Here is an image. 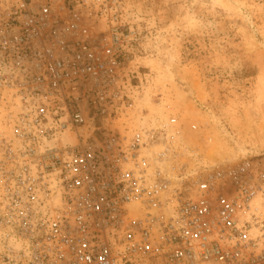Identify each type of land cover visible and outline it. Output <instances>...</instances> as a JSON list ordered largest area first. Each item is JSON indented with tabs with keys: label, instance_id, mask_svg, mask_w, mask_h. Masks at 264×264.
Segmentation results:
<instances>
[{
	"label": "built area",
	"instance_id": "obj_1",
	"mask_svg": "<svg viewBox=\"0 0 264 264\" xmlns=\"http://www.w3.org/2000/svg\"><path fill=\"white\" fill-rule=\"evenodd\" d=\"M52 1L0 0V95L17 99L0 136V264H264V174L188 168L170 124L97 140L89 111L120 105L121 7L100 2L94 48Z\"/></svg>",
	"mask_w": 264,
	"mask_h": 264
},
{
	"label": "rangeland",
	"instance_id": "obj_2",
	"mask_svg": "<svg viewBox=\"0 0 264 264\" xmlns=\"http://www.w3.org/2000/svg\"><path fill=\"white\" fill-rule=\"evenodd\" d=\"M101 1L53 0L52 11L100 48L110 26L96 14ZM118 1L116 25L129 42L120 105L89 111L95 138L170 124L188 168L202 157L218 169L264 174V0ZM16 103L0 95V136L10 135L6 116Z\"/></svg>",
	"mask_w": 264,
	"mask_h": 264
},
{
	"label": "bare ground",
	"instance_id": "obj_3",
	"mask_svg": "<svg viewBox=\"0 0 264 264\" xmlns=\"http://www.w3.org/2000/svg\"><path fill=\"white\" fill-rule=\"evenodd\" d=\"M207 157H210V158H211V155H210V154H208V155H207Z\"/></svg>",
	"mask_w": 264,
	"mask_h": 264
}]
</instances>
